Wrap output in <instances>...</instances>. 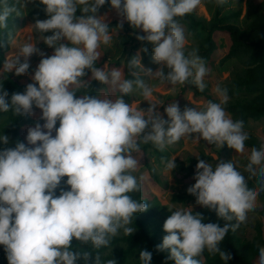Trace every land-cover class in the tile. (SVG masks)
<instances>
[{
	"label": "clouds",
	"instance_id": "obj_1",
	"mask_svg": "<svg viewBox=\"0 0 264 264\" xmlns=\"http://www.w3.org/2000/svg\"><path fill=\"white\" fill-rule=\"evenodd\" d=\"M227 2L215 0L219 7ZM31 3L34 0H22L21 6ZM39 3L48 18L36 19L31 26L38 34L37 42L31 38L23 42L0 69L27 75L30 58L41 56L33 83L23 93H13L10 104L9 93L0 83V113L11 111L19 117L35 116L34 108L42 112L27 130V143L18 141L14 148L0 150V245L9 264H78L80 260L116 264L114 259L103 260L100 250L110 248L121 234L132 236L134 218L149 207L132 196L142 189L143 178L134 175L140 166L134 153H141L142 145L152 144L163 152L197 134L193 142L202 138L243 153L249 135L243 120H234L225 109L226 88L218 85L220 102L208 101L203 110L185 107L181 111L176 101L168 104L166 120L157 111L162 104L151 102L154 87L141 77L143 73L149 81L171 86L191 83L204 92L209 70L198 49H187L179 22L195 12L202 0H110L119 16L145 33L136 38L152 45L153 61L161 65L153 72L136 56L127 63L128 75L123 69L107 71L106 66H97L101 45H110L113 34L123 28L121 22L110 33L107 17L98 15L107 0ZM13 13L19 14L15 4L0 0V28H7ZM40 42L54 53H43L37 47ZM9 43H16L11 35ZM89 72L90 79H85ZM92 81L108 85L119 95L90 94ZM134 93L149 102L146 110L126 102L125 97ZM0 142L9 144V137L0 135ZM165 167L173 171L175 160H167ZM244 171L247 178L232 161L213 165L199 160L196 183L187 191L197 205L215 211L225 223H205V217L192 207L176 208L163 225L167 235L156 251H167L166 260L174 264H204L205 251L218 254L227 264L232 256L222 250L221 243L230 230L235 232L246 221L264 192V144L251 149ZM64 177L70 190L61 188L57 195ZM251 178H256L258 187H249ZM74 239L95 254L74 249ZM258 253V264H264V247ZM139 255L142 264H151V252L142 250Z\"/></svg>",
	"mask_w": 264,
	"mask_h": 264
},
{
	"label": "trees",
	"instance_id": "obj_2",
	"mask_svg": "<svg viewBox=\"0 0 264 264\" xmlns=\"http://www.w3.org/2000/svg\"><path fill=\"white\" fill-rule=\"evenodd\" d=\"M110 0H107V3ZM37 5L32 9L31 15L47 19V14L44 5L36 0ZM10 4V0H9ZM227 4L223 7L217 6L215 14L209 18L198 17L194 12L183 18L179 19L180 24L186 26L188 32L193 35L197 43L196 49L198 54L204 59L206 67L214 66V55L218 51V44L215 40L217 33L227 35L231 41V45L228 54L222 59V63L228 61H238L243 68V71L238 73L233 80L224 86L228 91L229 100L225 105L226 111L232 115L234 120H243L244 127L250 122L255 121L259 123L264 122V0H258L247 13V18L242 19V10L230 11L226 9ZM102 8V7H101ZM101 8L98 12L100 16ZM8 20L7 28H0V69L5 55L9 52V36L13 37L15 31V15ZM77 15H80L78 12ZM110 33L111 30L117 25L116 22H109ZM134 33V37L137 41V45L144 48H149L150 44L139 41L136 37L138 35H145L143 32L136 30L130 31ZM46 35H51L48 33ZM148 52V50H147ZM144 52L145 60L148 61V53ZM130 58L119 59L111 62L108 68H120L124 67L125 75H128L127 63ZM106 64L105 60H99L97 66L103 68ZM108 69V70H109ZM109 70V71H110ZM91 73L85 79H90ZM129 79L132 77L129 76ZM0 83H3V89L9 93L8 103H11V95L13 93H23L26 89V85L14 80L8 72H3L0 75ZM92 89H88V92L92 95H96L105 91V96H115L108 85L101 84L98 81L91 82ZM189 91H194L199 96L203 97L206 102L213 101L212 97L208 96L205 92H200L195 85L188 83L182 85L179 92V99L186 95ZM78 95H80L78 93ZM127 100L132 98V95L125 97ZM35 116H14L11 111L9 113H0V135H6L9 137V144L4 145L2 143L1 150L5 148H14L16 143L26 141L24 134L25 130L29 127H33L35 121L42 115L41 110L34 108ZM43 124L44 121L40 120ZM59 127V122L57 123ZM262 143L254 137H249L245 146L252 149L253 147L259 148ZM134 155H141L144 166L154 176L152 167L150 164V157L154 158V162L157 164H163L169 159L167 155L159 151L154 145L148 144L142 147L141 153ZM226 162V161H224ZM156 178V176H154ZM67 177L63 178L60 188L56 190V194H60V189L69 190V186L66 185ZM249 187H258L256 178L254 182H249ZM134 199L142 200L146 202L149 207L146 212L137 214L133 220V227L136 231L132 236L120 235L112 241L111 247L107 249H101L103 260L114 259L116 264H142L140 261V251L147 250L152 253L151 264H174L172 261H167L166 258L169 253L156 251V246L162 244L164 236L167 235L163 231V225L166 221L162 217L161 212L153 205L142 188L139 193L132 194ZM186 197L190 201H196V198L189 193ZM261 201L264 204V192L259 195ZM201 213L204 217L205 223H220L221 226L225 223L220 220L215 211L205 209L203 207L194 210ZM261 215L264 217V209L261 211ZM235 223V221L233 222ZM243 223L239 228L232 232L231 230L227 234L225 240L221 243L220 247L232 256V259L227 264H256L259 258L258 249L264 247V232L260 223L256 224V236L252 240L241 235ZM164 233V236L161 234ZM73 248H81L84 250L93 251L90 246L79 245L74 239ZM95 254V252H94ZM106 254V255H105ZM78 264H84L83 260H80ZM89 264H94V261H89ZM204 264H225L219 257V255H210L205 251Z\"/></svg>",
	"mask_w": 264,
	"mask_h": 264
},
{
	"label": "rangeland",
	"instance_id": "obj_3",
	"mask_svg": "<svg viewBox=\"0 0 264 264\" xmlns=\"http://www.w3.org/2000/svg\"><path fill=\"white\" fill-rule=\"evenodd\" d=\"M21 3L22 0H19V2L18 0H10V4H15L19 13L15 15L16 24L13 33V38L16 43L9 44L10 49L5 55L1 69L3 68L6 59L10 60L14 58L19 46L23 42L29 38H31V42H37L38 34L31 26L35 23L36 19L45 20V18L31 15L32 9L37 5L36 0H34V3L28 4L26 8L22 7ZM256 3H258V0H228L226 9L230 11L242 10V20L243 18L246 19L248 17V11ZM216 9L217 5L215 0H202V4L194 13L198 17L209 19L215 14ZM100 16H106L108 23L116 22L117 25L113 29L118 28V25L123 22V28L119 31L117 30V32L113 34L111 44L107 46L101 45L99 50L101 52L100 59L106 61L105 66L107 71L110 70L108 66L111 62L126 58H130L131 60L136 56L140 57L141 63L145 69H151L155 72L161 67V65H158L153 61L152 45H150L147 52L149 60H145L146 57L144 51H142L143 48L137 45L134 33L130 32L139 29H135L126 20L119 16L117 11L111 7L110 1L101 8ZM182 27L184 28L187 37V49H196L197 43L195 38L188 32L186 26L182 25ZM215 40L218 44V51L214 55V66L208 67L209 72L204 79L206 84L204 92L214 100L220 102V97L217 96L215 91L216 87L218 85L224 87L229 84L238 73L243 71V68L238 61L232 60L225 62L224 64L221 62L228 54L231 45L229 37L217 33L215 35ZM64 43H67V41H64ZM37 47L47 56H51L54 53V49L47 47L43 42L38 43ZM40 60V55H33L30 58L29 62L31 67L27 75L17 76L14 71L9 74L14 80L27 86L29 83H33L31 77L34 75ZM117 69L124 70V67L121 66ZM139 70L140 69H137V71ZM168 71L169 70L165 68L166 74ZM2 73L3 72L0 71V75H2ZM141 77L146 83L149 82L154 87V95L151 97V102L162 104L157 106V111L160 112L166 120L168 117L165 108L170 103L176 101L181 111H183L185 107L203 110L208 103L203 97L199 96L194 91H189L179 99V92L182 85L178 84L171 86L166 83L161 84L158 81H149V78L143 73L141 74ZM103 94L106 95L105 91H103ZM115 94L119 95V93ZM125 100L129 104L134 103L136 106L140 105V108L145 110L150 106L149 102L144 101L143 97L138 93H134L130 100H127L126 98ZM27 130L24 132L25 136H27ZM244 131L248 133L249 137H254L264 144V122L259 123L250 121L244 127ZM53 135H55V132ZM196 135L197 134H193L191 139L194 140ZM192 140L182 138L178 143L168 146L163 151L169 159L175 160L177 167L173 171L166 169V162L160 165L154 162L153 157H150V164L156 178L152 176L149 170L144 166L141 155H137L140 159V166L136 169L134 175L143 178L141 184L147 198L153 202V205L161 212L162 217L165 219L172 214V211L179 207H192L194 210L202 207L197 205L196 201H190L186 197V194L188 193L187 189L196 183L194 176L196 174L199 160H206L213 165L219 163V161H232L237 165L238 170L244 173L246 178L248 176L244 169L249 161L251 154L250 148L245 146V151L243 153H237L234 149H230L227 144L223 146L208 144V142L202 138L199 142H193ZM1 146L2 142H0V150ZM143 146L144 145H142V147ZM254 179L255 178L249 179L248 183L254 182ZM263 209L264 204L260 197H258L255 209L248 213L246 221L243 222L241 235L248 240H252L254 236H256V224L260 223L264 232V217L261 215ZM162 230L164 231V228ZM161 236H164V233H162ZM0 264H9L3 245H0ZM256 264H258V260Z\"/></svg>",
	"mask_w": 264,
	"mask_h": 264
}]
</instances>
